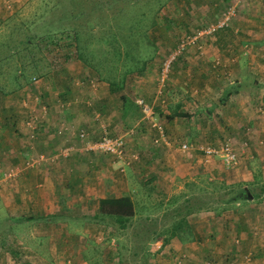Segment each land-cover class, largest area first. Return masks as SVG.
Segmentation results:
<instances>
[{
    "label": "rangeland",
    "instance_id": "374dc122",
    "mask_svg": "<svg viewBox=\"0 0 264 264\" xmlns=\"http://www.w3.org/2000/svg\"><path fill=\"white\" fill-rule=\"evenodd\" d=\"M0 3V59L9 54L7 46L14 45L19 49L17 59L0 61V120L4 122L7 117L14 116L21 118L25 136L33 137L34 121L42 118L39 113L44 105L46 112L43 119L61 122V127L71 134L59 151H50L49 154L27 152L25 160H22V155L17 156V162L12 158L13 162L11 160L4 164L5 167L0 153V189L4 184L18 181L26 170L55 164L63 155H67L70 148L65 146L69 147L68 143L75 141L74 136H79L80 130L88 133L93 140L102 136L124 137L125 148L121 155L98 152L107 156L109 169L116 177H124L125 166L143 169L139 165L141 160L146 169L147 166L151 167L150 160L140 155L138 146L143 144L131 143V137L143 121L147 125L139 130L142 132L140 136L147 137L151 133L147 140L149 146L157 144L160 141H155L158 137H169L166 129L169 125L168 113L179 114L175 102L184 97L181 89L172 98L170 93L174 86L187 80L185 71L188 66L182 58L189 53L190 47L195 49L197 57L198 51L204 53L205 49L209 52L208 48H214L216 52L233 50L241 54L246 48V51L255 54L259 67H264V48L260 49V43L264 44V0H0ZM227 11L231 12L230 19L224 17ZM223 19L227 26L207 31L211 25ZM251 29L256 36L247 34ZM227 36H234L235 40L226 46ZM28 37L32 40L30 45L25 43ZM214 37L218 39L213 41ZM244 39L252 41L245 44L241 42ZM187 40L189 43L177 52L182 41ZM248 56L246 54L245 58ZM21 64L24 66L23 75L15 81L12 73L19 72L18 66ZM128 69L131 72H126ZM124 73L128 75L123 77ZM124 79L126 84L123 83ZM259 82H264V76ZM144 85H148V89L164 88L169 94L164 97V102L156 101L151 105L143 100L141 88ZM122 95L126 103L141 106V110L137 111L141 117L137 127H131V124L129 128L118 118ZM139 101H142L143 107ZM201 112L197 114L198 124H209L203 121ZM131 113L130 110L125 118L130 120ZM258 113L262 114L260 111ZM32 114L34 117L28 125L26 121L30 120ZM212 124L210 121L209 125ZM192 126L197 129V125ZM241 128L243 132H248V129L253 133L255 130L249 124ZM258 129L264 134V123ZM243 132L219 137L214 143L198 131L204 139L183 141L181 135L175 137L173 134L176 140L174 146L202 153L205 159L220 158L205 154L203 148L219 147L228 142L236 152L237 147L249 145ZM231 136L236 137V146ZM56 137L63 140L65 134L57 133ZM56 141L53 140V145ZM255 141L264 145V138ZM183 144H186L185 148ZM147 173L146 170L139 174L136 172L133 183L125 176V186L120 185L132 186L134 192H139L136 199L133 198L137 206L131 225L121 229L109 223L106 217V220L96 221L101 223L99 225L89 221L97 229L87 231V235H91V241L87 244L89 256H102L106 250L108 264H264V195L260 202L255 198L247 202L249 198L252 199L249 196L226 203L224 200L233 188L218 182V186L213 188L212 183L207 181L196 183L192 189L176 181L172 191H157L151 186L147 195L146 192L140 194L142 189L137 177ZM263 185L259 183L249 189L257 193ZM188 204L194 209L187 216L194 231L192 239L171 237L175 241L169 238L164 242V235L153 240L147 238L150 229L161 231L170 227L184 214ZM138 207L143 208L140 210ZM86 213L79 216L86 217L91 212ZM1 217H5L3 210H0V225L7 219V216L4 219ZM19 219L18 216L13 217L14 228L23 226ZM46 220L53 222L56 217L49 215ZM17 237L15 247L19 250L33 246L32 235ZM49 237H36L43 241V249H48L55 242ZM145 243L148 245L147 254L142 251ZM6 247L13 249L14 245L0 239V248ZM47 252H42L43 258L48 256ZM0 253L9 255L1 250ZM19 256L18 252L16 256L13 255L16 261L12 259L10 263L24 264ZM32 256L34 259L30 264H45L36 258L38 255ZM59 261L55 264H76L73 256L69 255Z\"/></svg>",
    "mask_w": 264,
    "mask_h": 264
},
{
    "label": "crops",
    "instance_id": "0c3cea01",
    "mask_svg": "<svg viewBox=\"0 0 264 264\" xmlns=\"http://www.w3.org/2000/svg\"><path fill=\"white\" fill-rule=\"evenodd\" d=\"M0 5L2 4L0 3ZM247 34L251 37L256 36L252 29L248 30ZM217 39L218 37H214L213 41ZM227 39L226 46L235 40L234 36H227ZM249 40L251 39H244L241 42L247 44L252 41ZM263 48L264 44L260 43V49ZM208 50L209 52H206L204 49V53L198 51L199 56L197 57L194 54L195 49L190 47L189 53L184 56L185 58H182V60L185 59L188 66L185 71L187 80H183L179 86H174L170 95L172 98L181 89L184 97L175 102L179 114L168 113L169 125L167 124L166 129L169 137H158L155 140L156 142L160 140L157 144L148 145L147 140L151 133L146 135L148 138L140 136L142 132L139 130H143L147 124L143 121L141 126L137 127L141 118L137 112H135L137 119L132 125L130 124L132 123L131 119L125 118L128 117V113L124 114L125 106L121 100V111L118 118H121V122H124L127 127L136 125L137 131L131 137V141H133L131 143L143 144L138 146V149L141 157L150 160L151 167L147 166L148 169L141 160L139 165L143 169L138 170V166H125L124 177H116V174L113 175L109 169L107 156L94 150L85 149L83 140L77 135L75 137L72 133L75 141L72 144L69 142V147L65 146L70 150L55 164L40 165L34 167L33 170H26L25 174L18 178V181L1 186L0 210L4 211V216H7V219L1 217L4 220L0 225V237H5L0 239L14 245V248H0L2 252L5 251L6 254H9L4 256L0 253V264H12L10 263L12 259L15 260L12 256H16L17 252L20 255L18 258H21L24 264L32 263L34 259L32 254L38 255L36 258L45 264L58 263L68 255L73 256L76 264H108L106 250H103L102 256L93 255L91 257L87 254V244L88 241H91L89 240L91 235H87V231L97 230L91 222L99 225L101 223L96 221L106 220L99 213L101 200L129 196L133 201V198L138 196L139 192H134L132 186L120 187V185L125 186V176L131 183L136 181V172L138 174L144 170L148 172L145 176L137 177L139 187L142 189L140 194L146 192V195L151 186L157 191L161 189L165 192L172 191L176 181L179 184L188 185L191 189L196 186V183L202 181L212 183L213 188L218 186L216 182L232 188L239 186L249 188L264 183V145L260 141L254 142V139L264 138V134L258 129L264 123V82H259L260 78L264 76V67H259L255 54H252V51H246V48L244 49L246 53L242 52V54L233 50L225 51V53L216 52L214 48H208ZM246 54L249 55L247 58H245ZM123 83L126 84L125 79ZM148 87V85H144L141 88V93L144 101L151 105L156 101L164 102V97L169 94V91L164 88L158 90L156 87L154 89L152 87L148 89ZM147 93L149 94L146 95ZM257 106L259 107L257 108ZM260 106L263 107V110ZM139 107L141 110V106ZM136 108L135 110L139 111V108ZM130 110L132 109H129L128 112ZM200 110H202L200 115L203 117V121L209 124L210 121L213 122L211 126L198 124L197 114ZM258 111L262 114H259ZM41 117L39 121H35L33 137L25 136V127L21 118L14 116L7 117L4 122L2 119L0 120V153H2L4 167L11 162L12 158L17 162V156L22 155V160H25L27 152L38 151L42 154H49L50 151H59L64 148V140H68V137L71 138L69 131L61 127V122H53L52 119L44 120V117ZM64 122L69 123L68 121ZM162 122L164 123V121ZM194 124L197 125L195 127L197 129L193 128ZM245 124L255 127L254 134L250 133L248 129V132H243L241 127ZM176 127H179L180 130L178 131ZM197 131L203 136H208L211 143H214L219 137L227 134L230 136L229 134L240 131L243 132V136L246 138L244 140L249 145L237 147L236 160L231 165H226L218 157L205 159L202 153L186 151L179 146H174L176 140L173 134L176 135L175 137L181 135L183 141L204 139ZM256 131H258L257 134ZM57 133L65 134L63 140L56 137ZM53 140H57L54 145ZM231 140L236 146V137L231 136ZM252 144L253 148H251ZM252 200L254 199L249 198L247 202ZM256 200L260 202V198ZM136 206L134 202L135 210ZM138 208L142 210L143 207ZM86 212L91 213L86 217L79 216L87 215ZM49 215L56 217V220L45 221ZM15 216L20 217L19 222L23 224L21 228H14L15 223L12 220ZM9 222L13 223L9 224ZM47 224L48 226H46ZM23 234L32 235L33 246L28 247L27 250H24L25 247L21 250L15 247L19 239L17 236ZM48 235L55 242H52L48 249H43V241L37 240L36 237H49ZM172 238L170 237V240ZM173 244L178 246L174 242ZM42 252H47L48 256L43 258Z\"/></svg>",
    "mask_w": 264,
    "mask_h": 264
},
{
    "label": "trees",
    "instance_id": "16d2710c",
    "mask_svg": "<svg viewBox=\"0 0 264 264\" xmlns=\"http://www.w3.org/2000/svg\"><path fill=\"white\" fill-rule=\"evenodd\" d=\"M31 42L32 40L30 37H28V39L25 41L27 45H30ZM5 45L7 46V44ZM7 47H9L8 49L10 50L9 54L6 56H3L0 59V61L8 62L10 60L12 61V59L14 58L17 59L18 57L17 55H19L18 53L19 49H16L14 45L7 46ZM18 67H19L18 68L19 72L14 71L12 73L13 79L15 81L18 80L21 74L23 75V67H24L23 64L19 65ZM130 70L131 69H128L126 70V72H131ZM125 74H128V73H124V76ZM110 87L112 88V90H114L115 88V87H112V84L110 85ZM121 97L123 98L122 100H124L123 101L124 102L123 104L125 106L123 110L125 111L124 114L128 113L129 109H132L131 118H130L132 123L130 124H133L137 119V115H135V112H137L138 110H135V108L137 107L140 109V107L136 103L135 104L132 102L126 103V98L124 96H121ZM262 195H264V185L261 186L260 190L257 193L252 192V190L249 188L237 187V188L230 189L229 196L227 197V199L224 200V202L227 203L228 201L230 202L231 200H234V199L243 200V199L249 198V196L257 199V198H262L263 197ZM193 211L194 209L190 208L188 204L185 207L184 214H182L178 219H176V221H174L170 227L162 229L161 231H158L156 229H150L149 235L147 238H149V240H153L156 237H161V235H164V242H167L169 238L173 236H176L180 240H184L188 237L192 239L194 231L192 229L191 224L189 223L187 216ZM99 213L100 215L106 217L107 220H109V223H114L118 228L125 229L126 227L131 225L130 223L131 218L133 217L135 213L134 202L131 200L129 196H122L118 198H106L100 201ZM142 251H144V254L148 253L147 243L143 245Z\"/></svg>",
    "mask_w": 264,
    "mask_h": 264
},
{
    "label": "built area",
    "instance_id": "2783aa9c",
    "mask_svg": "<svg viewBox=\"0 0 264 264\" xmlns=\"http://www.w3.org/2000/svg\"><path fill=\"white\" fill-rule=\"evenodd\" d=\"M230 14H231V12L227 11L224 13V17H226V19H230V17H231ZM227 25L228 24L226 23L225 19H223L222 21H218L216 24L211 25L212 27L207 31H216L217 29L223 28ZM193 40H194V38L191 41H193ZM188 43H189V40L182 41L179 48L177 49V52H180L181 49ZM139 104L142 105V107L144 106L142 101H139ZM145 109H147V107H145ZM45 112H46V107L43 105V106H41L39 114H41V116H44ZM33 117H34V114L29 116L30 120L26 121V123L28 125H30V122L33 119ZM78 135H79L78 138L83 140L84 148L87 150H94L96 152L111 153L113 155L119 156L123 153L124 148H125V140H124L123 136H115V137L102 136L100 139L91 140L88 138V134L83 130H80ZM182 147L185 148L186 144H183ZM203 152L205 154H208V155L219 156L220 159L223 161V163H225L226 165H231L236 160V152L234 151L231 144L228 142H225L224 144L220 145L219 147L218 146H214V147L207 146V147L203 148Z\"/></svg>",
    "mask_w": 264,
    "mask_h": 264
}]
</instances>
